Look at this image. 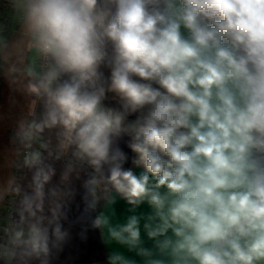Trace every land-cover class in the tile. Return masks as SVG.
<instances>
[{"label":"clouds","instance_id":"1","mask_svg":"<svg viewBox=\"0 0 264 264\" xmlns=\"http://www.w3.org/2000/svg\"><path fill=\"white\" fill-rule=\"evenodd\" d=\"M3 89L0 264H60L53 158L88 264H264V0H0Z\"/></svg>","mask_w":264,"mask_h":264},{"label":"crops","instance_id":"2","mask_svg":"<svg viewBox=\"0 0 264 264\" xmlns=\"http://www.w3.org/2000/svg\"><path fill=\"white\" fill-rule=\"evenodd\" d=\"M2 95L0 96V100ZM56 169L57 175L53 179V186L61 187L65 196L62 198L64 202L65 219L62 221L64 228L68 230L71 236V240L65 249V252L61 258L60 264H88L90 258L97 256L98 258H103V247L100 243L98 235L93 231H88L86 233V239H82L80 233L84 226V221L82 217L84 215V202L82 200L83 188L82 180L77 179L75 175L69 178L66 183H61L60 175L63 169V163L56 161L54 158L52 160ZM30 181V176L28 174H21L19 177V182L27 187ZM12 208L15 206V201L12 198ZM117 210L122 211L123 205L118 204Z\"/></svg>","mask_w":264,"mask_h":264},{"label":"rangeland","instance_id":"3","mask_svg":"<svg viewBox=\"0 0 264 264\" xmlns=\"http://www.w3.org/2000/svg\"><path fill=\"white\" fill-rule=\"evenodd\" d=\"M0 93L2 95V98L0 100V106L3 107V110L5 112H9L10 110V104H9V94L7 89L0 90ZM0 95V96H1ZM17 109H11V113L14 117L15 112ZM11 125V119H5L4 121L0 122V149L3 150V148H6V142L8 141V135H9V129ZM8 151V149H7ZM16 159L14 152L11 149V146L9 147V151L6 155L4 153L0 154V183L6 182L9 176L13 172L12 163ZM8 198H11V196H7ZM12 205L10 202H5L0 207V220H6L9 216V214L12 212Z\"/></svg>","mask_w":264,"mask_h":264},{"label":"trees","instance_id":"4","mask_svg":"<svg viewBox=\"0 0 264 264\" xmlns=\"http://www.w3.org/2000/svg\"><path fill=\"white\" fill-rule=\"evenodd\" d=\"M0 145H1V143H0ZM6 148H3V150H1L0 149V154L1 153H4V155H6L7 153H8V151H9V147H10V145H9V142L7 141L6 142ZM1 148V147H0ZM7 149H8V151H7ZM10 202V204H12V197L11 198H8L7 196L4 198V200L3 201H0V207L2 206V204L3 203H5V202Z\"/></svg>","mask_w":264,"mask_h":264},{"label":"built area","instance_id":"5","mask_svg":"<svg viewBox=\"0 0 264 264\" xmlns=\"http://www.w3.org/2000/svg\"><path fill=\"white\" fill-rule=\"evenodd\" d=\"M0 95H1V93H0Z\"/></svg>","mask_w":264,"mask_h":264}]
</instances>
